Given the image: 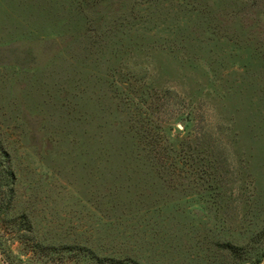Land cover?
<instances>
[{
    "label": "rangeland",
    "instance_id": "374dc122",
    "mask_svg": "<svg viewBox=\"0 0 264 264\" xmlns=\"http://www.w3.org/2000/svg\"><path fill=\"white\" fill-rule=\"evenodd\" d=\"M263 258L264 0H0L4 264Z\"/></svg>",
    "mask_w": 264,
    "mask_h": 264
},
{
    "label": "trees",
    "instance_id": "16d2710c",
    "mask_svg": "<svg viewBox=\"0 0 264 264\" xmlns=\"http://www.w3.org/2000/svg\"><path fill=\"white\" fill-rule=\"evenodd\" d=\"M185 127V126H184ZM184 130V128H183ZM21 231H24L25 233H31V228L29 225H25L23 226L22 230ZM224 246V245H222ZM226 246V249L227 251L230 253V255L233 257V258H236V260H240L243 261L247 256L248 254L247 253H241L239 252V250H237L236 248H233L230 246V244H225ZM76 248H73V247H60V248H53V247H49V246H42L41 244L39 243H33L31 245V251L32 252H36V253H41L42 255H48V253H50V255H57V257H60L62 255H64L63 253H68V252H73L75 251ZM78 250H84L82 248H78ZM84 253V252H83ZM83 253H77V255H87V254H83ZM89 258H92L94 256H92V254H88ZM54 257L51 258V256H49V260H52V261H55L53 260ZM58 259V258H57ZM102 261L101 259H96L94 260V262H100ZM115 264H128L127 261H124V262H120V261H116Z\"/></svg>",
    "mask_w": 264,
    "mask_h": 264
},
{
    "label": "water",
    "instance_id": "95a60500",
    "mask_svg": "<svg viewBox=\"0 0 264 264\" xmlns=\"http://www.w3.org/2000/svg\"><path fill=\"white\" fill-rule=\"evenodd\" d=\"M0 264H4V263L0 260ZM261 264H264V258H263Z\"/></svg>",
    "mask_w": 264,
    "mask_h": 264
}]
</instances>
